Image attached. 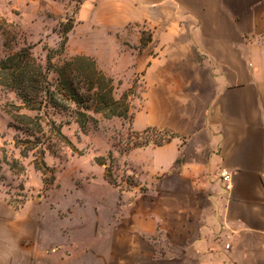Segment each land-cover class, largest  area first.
<instances>
[{
    "label": "crops",
    "instance_id": "0c3cea01",
    "mask_svg": "<svg viewBox=\"0 0 264 264\" xmlns=\"http://www.w3.org/2000/svg\"><path fill=\"white\" fill-rule=\"evenodd\" d=\"M78 16L151 29L149 124L172 134L128 155L139 184L93 264H264V0H84Z\"/></svg>",
    "mask_w": 264,
    "mask_h": 264
},
{
    "label": "rangeland",
    "instance_id": "374dc122",
    "mask_svg": "<svg viewBox=\"0 0 264 264\" xmlns=\"http://www.w3.org/2000/svg\"><path fill=\"white\" fill-rule=\"evenodd\" d=\"M78 5L77 0H0V58L24 46L44 66L49 55L54 66L74 55L91 56L113 79L115 98L129 94V115L94 113L97 121L84 132L70 113L45 107L39 112L40 144L24 154L20 139L30 136L17 128L16 115L38 112L0 83V264H93L107 244L111 210L139 184L128 155L172 135L149 124L156 87H149L144 75L157 51L149 41L151 29L130 25L116 32L101 23L81 24ZM73 16L65 48L56 52L64 39L61 22ZM51 121L62 126L67 139L54 136Z\"/></svg>",
    "mask_w": 264,
    "mask_h": 264
},
{
    "label": "trees",
    "instance_id": "16d2710c",
    "mask_svg": "<svg viewBox=\"0 0 264 264\" xmlns=\"http://www.w3.org/2000/svg\"><path fill=\"white\" fill-rule=\"evenodd\" d=\"M77 1L79 11L84 0ZM75 22L74 16L61 22L64 39L61 49L56 52H63ZM151 40L152 36L149 38ZM8 41L7 36L6 46L9 48ZM51 58L52 55H49L48 64L44 66L34 56L30 46H24L0 58V83L15 91L27 109L38 112L35 116L26 113L16 115L19 125L17 128L30 136L20 139L24 154L40 144L39 135L44 134V126L39 112L45 107L70 113L84 132L88 131L90 123L97 121L94 113H100L106 118L129 115V94L125 93L120 99L115 98L113 79L98 67L94 58L84 54L74 55L57 66L53 65ZM51 70L56 73L53 78L49 75ZM51 122L55 130L54 136L62 141L67 139L62 126ZM107 178L115 183L109 175Z\"/></svg>",
    "mask_w": 264,
    "mask_h": 264
},
{
    "label": "built area",
    "instance_id": "2783aa9c",
    "mask_svg": "<svg viewBox=\"0 0 264 264\" xmlns=\"http://www.w3.org/2000/svg\"><path fill=\"white\" fill-rule=\"evenodd\" d=\"M220 176L224 181H229L232 178V172L228 169L223 168L220 172ZM227 246L229 245L227 244Z\"/></svg>",
    "mask_w": 264,
    "mask_h": 264
}]
</instances>
